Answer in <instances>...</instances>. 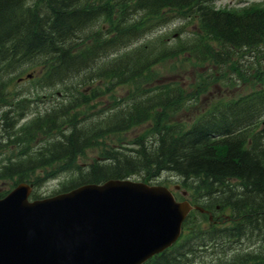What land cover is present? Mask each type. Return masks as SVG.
<instances>
[{"label":"trees","instance_id":"obj_1","mask_svg":"<svg viewBox=\"0 0 264 264\" xmlns=\"http://www.w3.org/2000/svg\"><path fill=\"white\" fill-rule=\"evenodd\" d=\"M165 11L194 17L198 39L130 47L152 25L144 19L157 22ZM196 50L216 63L263 55L264 1L231 9L215 0H0V105H7L0 125L9 139L0 152L10 151L0 178L37 185L68 171L59 192L134 175L151 182L169 172L212 220L192 210L180 238L142 264H264V82L215 101L189 124L174 115L188 102L179 86L137 82L161 59ZM25 66L39 67L35 82L51 95L59 87L63 99L16 126L24 98L9 86ZM89 83L97 92L80 89ZM126 83L135 84L131 95L113 98L108 111L97 107L96 97ZM148 121L130 146L105 144L110 133ZM38 132L46 137L35 147ZM91 147L98 156L80 164ZM39 168L43 174L31 178Z\"/></svg>","mask_w":264,"mask_h":264},{"label":"water","instance_id":"obj_2","mask_svg":"<svg viewBox=\"0 0 264 264\" xmlns=\"http://www.w3.org/2000/svg\"><path fill=\"white\" fill-rule=\"evenodd\" d=\"M31 189L19 182L0 198V264H141L179 238L192 208L206 211L130 179L36 199Z\"/></svg>","mask_w":264,"mask_h":264},{"label":"rangeland","instance_id":"obj_3","mask_svg":"<svg viewBox=\"0 0 264 264\" xmlns=\"http://www.w3.org/2000/svg\"><path fill=\"white\" fill-rule=\"evenodd\" d=\"M263 1L264 0H215V5L217 7L237 9L256 2L262 3ZM163 16L165 18H161L157 22H155L154 18H145V22L152 23V25L149 26L143 35L140 36L136 42L132 43L130 47L136 44H143L148 40L156 44L163 43L165 45L175 46L180 41L187 45V43L198 39L199 32L197 30L196 19H193L194 17L176 16V14L174 15V13L170 11H165ZM257 56L259 57L256 58L253 55L246 54L241 58L235 54L225 63H216L209 58L202 59L203 54L198 50L182 52L177 57H166L161 59L152 66L148 76L137 82L142 87H153L164 84L179 86L188 102L174 115L176 119L185 120L186 123L189 124L196 115L215 101L235 98L240 94L249 92L264 82V53L263 55L258 54ZM28 72L34 75L33 80H36L41 74V69L37 66L28 67L22 74V81L16 83L17 88L30 84V79L25 76ZM95 85H101L98 88L102 90L106 89L102 81H97ZM134 86V83L114 84L108 93L111 104H113L112 100L115 97L125 99L127 96L131 95L134 91ZM55 88L57 89L59 87ZM95 88L94 84L92 85L91 83L80 87L83 92L90 94L97 92V88ZM41 94L46 95L45 100H40L44 101L48 107L52 105V101L56 102L63 98L62 95H58L59 98L55 94L51 96L49 89H43ZM46 97H49V99ZM106 103L109 104L107 100ZM44 106H36V108ZM150 126L151 122L148 121L121 133H113L107 139V143L114 146L131 145V140L139 133L147 131ZM97 152V148L89 149L87 151V158L83 160L87 161L95 157ZM80 164L87 165L88 163ZM38 173L43 174L41 168L37 169L35 173L31 175V178ZM70 176L71 174L68 171L61 170L54 178L45 179L37 185L33 184L32 190L39 196H50L56 190L60 189L62 187L61 182L68 179ZM130 179L136 181L143 180L140 175L131 176ZM178 179L179 177L172 173H163L156 180H152V182L165 181L168 186L172 188L175 183H178ZM14 181V178H0V193L4 195L6 194L4 192H8L12 189L14 187ZM174 194L179 200V192L174 190Z\"/></svg>","mask_w":264,"mask_h":264},{"label":"flooded vegetation","instance_id":"obj_4","mask_svg":"<svg viewBox=\"0 0 264 264\" xmlns=\"http://www.w3.org/2000/svg\"><path fill=\"white\" fill-rule=\"evenodd\" d=\"M43 100H45V98L43 99ZM44 104H45V102L44 101H41V103L40 104H38V103H36L34 106H33V108H35V109H32V111L28 114V116H29V119L28 120H30L31 118H33V117H35V116H38L39 114H44V113H46L47 111H48V109H49V107L45 104V106H44ZM44 106V107H41V108H36V106L38 107V106ZM45 108V109H44ZM41 137H43V134H42V136ZM36 139H38V136H37V138ZM43 140V139H42ZM39 147V146H38Z\"/></svg>","mask_w":264,"mask_h":264}]
</instances>
